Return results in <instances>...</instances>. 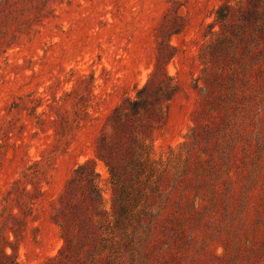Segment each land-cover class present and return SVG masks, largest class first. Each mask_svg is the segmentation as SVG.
<instances>
[{"label": "rangeland", "instance_id": "obj_1", "mask_svg": "<svg viewBox=\"0 0 264 264\" xmlns=\"http://www.w3.org/2000/svg\"><path fill=\"white\" fill-rule=\"evenodd\" d=\"M248 1L0 0V264H51L87 159L112 214L96 143L148 85L140 138L187 170L150 197L160 214L124 264H264V42L239 19Z\"/></svg>", "mask_w": 264, "mask_h": 264}, {"label": "trees", "instance_id": "obj_2", "mask_svg": "<svg viewBox=\"0 0 264 264\" xmlns=\"http://www.w3.org/2000/svg\"><path fill=\"white\" fill-rule=\"evenodd\" d=\"M258 1L249 0L246 8L238 5L241 14L239 19L247 24L252 35L255 34L254 38L264 42V5L259 6ZM228 9L230 5L220 7L217 11L218 20L223 22L229 18L225 12ZM162 81V88H167L169 92L175 91L168 76ZM148 88L149 85L140 91L139 99L127 100L114 109L109 116L114 130L112 139L109 140L108 135L103 134L96 143V157L108 166L114 186L112 214L105 212L102 207L96 160L87 159L78 165L70 182L78 187L82 197L79 203L62 210L65 222L60 223V226L65 244L59 254L50 259L51 264H124L125 254L132 245L131 240H128L130 236L139 234L141 227L144 233L148 230L145 235L148 238L154 228L155 216L160 214L152 204L147 203L150 197L163 195L160 187L165 178H171L172 192L179 179L185 176L187 166L181 164L183 153L176 157L177 165L152 160L151 147L140 138L142 129L138 130V126H144L140 121L147 102L145 94ZM149 128L150 125L145 127L146 130ZM110 216H113V220ZM133 223H137L138 227L130 232L128 229ZM118 236L128 240V245L124 244L125 250L122 248V239H116Z\"/></svg>", "mask_w": 264, "mask_h": 264}]
</instances>
